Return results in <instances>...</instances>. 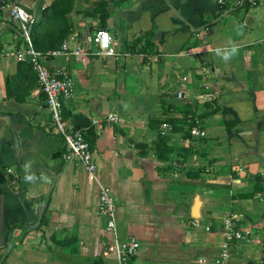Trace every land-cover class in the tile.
I'll list each match as a JSON object with an SVG mask.
<instances>
[{"label": "crops", "instance_id": "0c3cea01", "mask_svg": "<svg viewBox=\"0 0 264 264\" xmlns=\"http://www.w3.org/2000/svg\"><path fill=\"white\" fill-rule=\"evenodd\" d=\"M4 1L35 20L51 2ZM71 1L66 18L73 27L65 41L85 53L48 56L43 63L72 80L62 101L65 120L82 125L97 181L116 207L117 236L139 243L129 264H214L224 242L230 255L223 264H260L264 191L252 190L257 177L264 186V5L103 0L101 27L91 10L99 0ZM8 11L0 5V264H108L114 256L105 219L96 213L97 183L74 159L61 157L67 148L32 67L4 56L23 47ZM96 29L108 32L112 54L98 55L86 41ZM206 81L219 110L199 120L205 134L186 135L183 123L171 130L167 120L182 113L170 106L205 110L194 94ZM107 113L120 121H107ZM163 122L170 128L160 134ZM157 132L173 149L170 161L154 155ZM227 215L240 238L225 240Z\"/></svg>", "mask_w": 264, "mask_h": 264}, {"label": "built area", "instance_id": "2783aa9c", "mask_svg": "<svg viewBox=\"0 0 264 264\" xmlns=\"http://www.w3.org/2000/svg\"><path fill=\"white\" fill-rule=\"evenodd\" d=\"M252 6H263L264 0H246ZM2 6L8 8L10 16L18 22V27L25 41V46L4 52V56L12 57L15 61H28L35 72L36 80L40 91L43 93L45 106L49 112L50 120L54 127V131L58 134L67 148V152L62 153L63 159H74L85 171L88 180L94 181L98 186L97 210L98 216L105 219V230L110 233V242L107 249L113 253L114 260L108 264H129L131 257L137 252L139 247L138 241L133 237L119 238L117 236L115 224V204L107 186L99 183L95 175V164L92 159L91 151L87 141L83 137L81 129L71 126L62 117V101L69 98L73 90L72 80L63 75L59 71H50L43 63V54L36 51L28 37L29 26L34 16L26 13L21 7L14 3L2 2ZM109 34L104 29H96L92 35L86 37V41L93 42L97 46L96 54L110 55L112 50L109 47ZM264 42V34L262 36ZM72 53L74 55L84 54L85 49L82 46H76L73 50L68 49L67 42L64 40L57 48L47 50L45 55L56 56L60 54ZM181 81H187V76H181ZM177 97L182 98L183 93L177 92ZM217 98V92L213 84L205 82L194 94L196 102H211ZM106 120L110 122H118L120 118L114 113H107ZM170 128L166 122L160 125V134H164ZM189 133L194 137H201L205 132L193 125L190 127ZM222 229L224 238L227 241L238 239L241 234L238 231L236 220L227 215L222 220ZM218 257L213 259L214 264H223L229 257L228 243L224 242L220 245ZM204 262V259H198Z\"/></svg>", "mask_w": 264, "mask_h": 264}, {"label": "trees", "instance_id": "16d2710c", "mask_svg": "<svg viewBox=\"0 0 264 264\" xmlns=\"http://www.w3.org/2000/svg\"><path fill=\"white\" fill-rule=\"evenodd\" d=\"M117 1H123V0H117ZM71 0H51V2L42 8L41 13L39 17L35 20L33 19L32 23L29 26L28 31V37L30 39V43L32 47L36 50L41 52L44 57H48L45 55V52L47 50H51L54 48H57L60 43L63 40H66L67 37L72 32V24L69 22L66 18V15L71 10ZM242 3H247L246 0H243ZM1 3L0 5H2ZM94 12H97L99 14V25L103 26V21L105 19V2L103 0H99L95 6L91 9ZM23 39V46H25V41ZM31 67L30 62L28 61H18L17 63H24ZM211 102H203L202 105L205 107V110L201 113H197L196 109L191 107L188 103H184L180 106H170L171 108H174V110H177L182 113L181 119H169V124L171 126V130L177 128L178 123L185 124L186 127V135H190L189 130L190 127L193 125H196L198 127V122L201 118L207 117L216 111H218V106ZM62 117L65 119L68 117V113H64L62 110ZM154 120V119H153ZM154 126L157 127L158 122L154 120ZM84 126L88 125V121L86 119H83ZM228 122L225 121V128L228 127ZM75 128H79L82 126L81 124L73 125ZM81 129L83 133L84 139H86V136L84 134V131ZM90 148L89 141L87 142ZM154 155L157 159L161 161H170L171 153L173 155V149L169 144H167L165 135L156 134L155 140H154ZM188 172H190L188 170ZM187 172V173H188ZM189 178H194V175L188 174ZM259 178H256V182L254 184V188L252 190V193L255 191H264V186L258 185ZM257 184V185H256ZM260 264H264V259L261 261Z\"/></svg>", "mask_w": 264, "mask_h": 264}, {"label": "water", "instance_id": "95a60500", "mask_svg": "<svg viewBox=\"0 0 264 264\" xmlns=\"http://www.w3.org/2000/svg\"><path fill=\"white\" fill-rule=\"evenodd\" d=\"M154 36H156V37L159 38L160 33H159V32H156V33L154 34ZM158 38H157V39H158ZM193 204H194V205H193V209H194V211H195V209H197V206H198V204H199V200H198L197 195H196V197H195V199H194ZM40 211H41V210H40ZM39 215H40V212H39ZM195 216H197V214L192 215V217H195ZM37 222H38V221H37ZM37 222H36V223H37ZM30 226H32V225H30ZM8 246H9V244L6 245V248H5V251H4V253H3L2 258L4 257V255H5V253H6L7 249H8Z\"/></svg>", "mask_w": 264, "mask_h": 264}, {"label": "clouds", "instance_id": "9594fccd", "mask_svg": "<svg viewBox=\"0 0 264 264\" xmlns=\"http://www.w3.org/2000/svg\"><path fill=\"white\" fill-rule=\"evenodd\" d=\"M233 52H235V49H233ZM224 58L228 59L227 56H225ZM25 179L31 181V180H33V177L32 176H26Z\"/></svg>", "mask_w": 264, "mask_h": 264}, {"label": "rangeland", "instance_id": "374dc122", "mask_svg": "<svg viewBox=\"0 0 264 264\" xmlns=\"http://www.w3.org/2000/svg\"><path fill=\"white\" fill-rule=\"evenodd\" d=\"M253 7H255V6H253ZM253 7H250V8L252 9ZM251 9H250V10H251ZM71 24H72V23H71ZM72 27H73V24H72Z\"/></svg>", "mask_w": 264, "mask_h": 264}]
</instances>
